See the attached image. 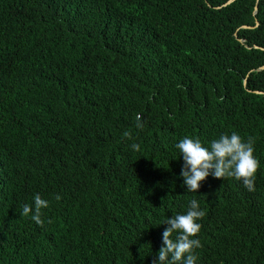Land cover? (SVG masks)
<instances>
[{
	"label": "trees",
	"instance_id": "trees-1",
	"mask_svg": "<svg viewBox=\"0 0 264 264\" xmlns=\"http://www.w3.org/2000/svg\"><path fill=\"white\" fill-rule=\"evenodd\" d=\"M228 1L0 0V264H152L192 199L196 264H264V0ZM232 132L254 190L188 192L175 145Z\"/></svg>",
	"mask_w": 264,
	"mask_h": 264
},
{
	"label": "clouds",
	"instance_id": "clouds-1",
	"mask_svg": "<svg viewBox=\"0 0 264 264\" xmlns=\"http://www.w3.org/2000/svg\"><path fill=\"white\" fill-rule=\"evenodd\" d=\"M136 128L142 129L141 114L135 115ZM123 136L132 139V133L125 131ZM254 138L249 136L247 141L242 140L236 132L221 134L218 139L204 146L198 137L185 136L175 147L181 153L183 165L179 175L183 177V184L188 192H197L209 175L217 179L234 178L242 181L249 190H254L255 174L259 168V161L254 156ZM132 149L139 151V144L133 143ZM56 199L60 196L57 194ZM49 206V202L35 194L33 204H23L19 215L29 217L43 227L42 209ZM205 212L200 208L196 199L189 201L186 213L168 217L162 224L167 227L162 233V246L152 264H196L198 256L196 249L202 244L198 238ZM51 223V220L48 221ZM175 234V238L173 237Z\"/></svg>",
	"mask_w": 264,
	"mask_h": 264
},
{
	"label": "water",
	"instance_id": "water-1",
	"mask_svg": "<svg viewBox=\"0 0 264 264\" xmlns=\"http://www.w3.org/2000/svg\"><path fill=\"white\" fill-rule=\"evenodd\" d=\"M232 0H229L227 3H230ZM245 83H246V81H245Z\"/></svg>",
	"mask_w": 264,
	"mask_h": 264
}]
</instances>
